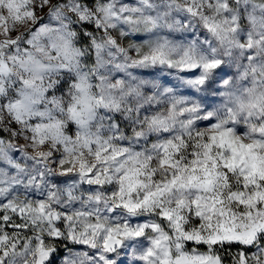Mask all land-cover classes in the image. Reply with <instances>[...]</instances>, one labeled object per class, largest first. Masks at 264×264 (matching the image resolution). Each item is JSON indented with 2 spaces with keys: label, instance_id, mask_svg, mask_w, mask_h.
Instances as JSON below:
<instances>
[{
  "label": "snow or ice",
  "instance_id": "1",
  "mask_svg": "<svg viewBox=\"0 0 264 264\" xmlns=\"http://www.w3.org/2000/svg\"><path fill=\"white\" fill-rule=\"evenodd\" d=\"M0 264H264V0H0Z\"/></svg>",
  "mask_w": 264,
  "mask_h": 264
},
{
  "label": "clouds",
  "instance_id": "2",
  "mask_svg": "<svg viewBox=\"0 0 264 264\" xmlns=\"http://www.w3.org/2000/svg\"><path fill=\"white\" fill-rule=\"evenodd\" d=\"M258 2H259V0H258ZM177 38H179V39H188L189 37H188L187 34H176V35H173V36L170 37V39H177ZM129 134H131V133H129Z\"/></svg>",
  "mask_w": 264,
  "mask_h": 264
},
{
  "label": "rangeland",
  "instance_id": "3",
  "mask_svg": "<svg viewBox=\"0 0 264 264\" xmlns=\"http://www.w3.org/2000/svg\"><path fill=\"white\" fill-rule=\"evenodd\" d=\"M233 251H234V249H233Z\"/></svg>",
  "mask_w": 264,
  "mask_h": 264
}]
</instances>
